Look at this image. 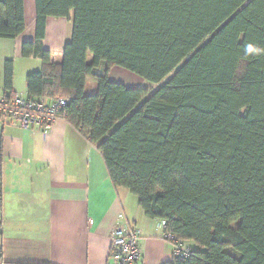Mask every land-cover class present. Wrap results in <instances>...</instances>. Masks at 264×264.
Here are the masks:
<instances>
[{"label": "trees", "instance_id": "trees-1", "mask_svg": "<svg viewBox=\"0 0 264 264\" xmlns=\"http://www.w3.org/2000/svg\"><path fill=\"white\" fill-rule=\"evenodd\" d=\"M34 5L21 54L42 63L25 96L64 98L59 119L97 146L113 184L189 248L162 264H264V53L243 52L264 49V0ZM49 17L71 24L58 61L44 46ZM26 28V0H0V38ZM114 67L151 83L112 80ZM14 74L5 60L0 93H16Z\"/></svg>", "mask_w": 264, "mask_h": 264}, {"label": "crops", "instance_id": "crops-1", "mask_svg": "<svg viewBox=\"0 0 264 264\" xmlns=\"http://www.w3.org/2000/svg\"><path fill=\"white\" fill-rule=\"evenodd\" d=\"M26 17L24 33L9 46L0 41V91L5 60L15 58L13 90L23 95L27 84L18 78L41 67L36 57L17 62L23 42L35 39L34 0H26ZM70 35L68 19L48 18L44 46L54 60L62 58ZM115 68L110 79L140 85L130 71L114 75ZM125 222L142 230L141 258L135 264L173 258L163 222L149 218L132 192L113 184L97 146L66 119L48 132L0 121V264H115L111 235L116 224Z\"/></svg>", "mask_w": 264, "mask_h": 264}, {"label": "built area", "instance_id": "built-area-1", "mask_svg": "<svg viewBox=\"0 0 264 264\" xmlns=\"http://www.w3.org/2000/svg\"><path fill=\"white\" fill-rule=\"evenodd\" d=\"M64 98L32 100L21 93H0V121L17 124L23 128L40 127L48 132L61 116ZM123 219L124 215H120ZM164 224V222H163ZM142 230L128 222L115 225L111 235V258L115 264H135L141 258L139 245ZM163 237L173 244V253L178 257L189 256L190 250L173 235Z\"/></svg>", "mask_w": 264, "mask_h": 264}, {"label": "rangeland", "instance_id": "rangeland-1", "mask_svg": "<svg viewBox=\"0 0 264 264\" xmlns=\"http://www.w3.org/2000/svg\"><path fill=\"white\" fill-rule=\"evenodd\" d=\"M4 40H7L8 41V46L12 43V40L11 39H6V38H0V41H4ZM1 43V42H0ZM13 45V44H12ZM3 48H4V46L2 45V44H0V53H2V52H4L3 51ZM55 53V52H54ZM56 55H57V53H56ZM61 57H62V55H60ZM1 57V56H0ZM13 57V55L12 56H10V58H12ZM60 57V58H61ZM33 58H35V57H33ZM12 59H14L15 60V58H12ZM28 61H31V60H28V58L27 57H23V56H21V58H20V56L17 58V62H19V63H28ZM40 61V60H39ZM123 70H125V69H123L122 67H119V68H115L113 71H114V75L116 74V72H120L119 74H118V76L117 77H119L120 76V74L122 73V71ZM116 71V72H115ZM25 74V73H24ZM24 74L22 75V78H18L19 79V82L20 83H22V86H24V84H26V78H24L23 76H24ZM132 74H134V73H132ZM135 75V77H138V79H139V84H141L142 82H144V84H145V86L146 85H150V83L151 82H148L147 80H144L143 78H141L140 76H138L137 74H134ZM92 82V81H91ZM90 81L88 82V88H87V90H90V87H91V85H92V83H91ZM122 82H124V81H122ZM21 85V84H20ZM133 195H135V194H133ZM135 197H137L136 195H135ZM138 199V198H137Z\"/></svg>", "mask_w": 264, "mask_h": 264}, {"label": "clouds", "instance_id": "clouds-1", "mask_svg": "<svg viewBox=\"0 0 264 264\" xmlns=\"http://www.w3.org/2000/svg\"><path fill=\"white\" fill-rule=\"evenodd\" d=\"M243 52L247 56H258L264 53V49L260 48L254 43L246 42L245 45H243Z\"/></svg>", "mask_w": 264, "mask_h": 264}]
</instances>
